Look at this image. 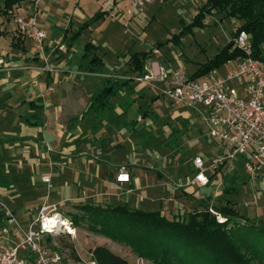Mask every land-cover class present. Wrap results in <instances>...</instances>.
Segmentation results:
<instances>
[{"label":"crops","instance_id":"crops-1","mask_svg":"<svg viewBox=\"0 0 264 264\" xmlns=\"http://www.w3.org/2000/svg\"><path fill=\"white\" fill-rule=\"evenodd\" d=\"M164 1L159 0V4ZM126 6L127 0L41 2L38 25L46 35L44 47L49 64L52 58L56 59L50 64L56 70L53 73L37 70L42 63L37 49L33 53L29 44H34L16 33L13 18L23 10L13 8L12 17L0 13V19H3L0 20V60L5 66L0 68V158H3L2 170L7 171L0 178V199L14 211L23 228L29 226L44 204L73 210L81 203L127 206L148 212L159 211L165 217L170 214L171 218H167L172 219L201 210L204 198L210 197L209 205L214 204L222 187L229 183L227 175L208 171L210 182L207 186L187 185L194 175L193 165H190L193 173L178 180L158 166L160 158L155 162L150 157L151 152L143 153L140 140L147 143L153 137L155 133L151 134V131L155 129L156 121L166 125L163 114L171 106L162 97L166 109L158 112L159 108L155 106V100L161 97L158 89L130 79L136 74L131 71L128 60L139 52H132L128 58L122 59L121 50L129 46L123 45L126 41L122 36L131 34L130 26H135L134 21L148 15V7L135 14L128 32L124 33L121 27L126 19L123 12ZM100 13H104L101 18L82 28ZM85 35H88L86 40ZM81 39H84V52L76 55L73 50ZM54 41H60L65 49L54 50ZM65 41L72 45V49L67 48ZM87 44L95 47L90 51L105 64L101 74L86 69L83 55L88 50ZM136 46L134 44L131 51ZM145 46L146 49L140 52L157 49L156 45ZM151 55L149 60L159 59L163 64L167 63L168 59L160 51L159 55ZM107 57H114L110 66ZM106 79L120 83L129 81L111 99L113 113L110 116L89 114L82 117L89 109L91 97ZM149 88L156 90V97L148 93ZM146 96L150 98L148 110L136 114L137 121L131 124L127 116L131 103L138 98L143 101ZM183 111L184 117L199 125L200 138L208 137L207 127L195 111L186 108ZM141 125L143 128L139 130ZM1 133H4L3 137ZM213 144L211 157L220 151V147L215 142ZM120 167H125L130 175L127 184L118 185L114 181ZM47 176L49 182L45 183L42 179ZM206 188L212 193L199 192ZM11 230V239L16 241L19 234L15 229ZM9 244L2 243L0 248Z\"/></svg>","mask_w":264,"mask_h":264},{"label":"built area","instance_id":"built-area-1","mask_svg":"<svg viewBox=\"0 0 264 264\" xmlns=\"http://www.w3.org/2000/svg\"><path fill=\"white\" fill-rule=\"evenodd\" d=\"M43 1H24L20 6L23 13L14 16L13 20L16 33L30 40L42 59L37 70L53 73L56 70L45 54L46 35L39 28L37 18L38 7ZM72 1L78 3L80 0ZM196 1L191 0L192 3ZM152 3L153 0H127L126 19L122 23L124 33L128 32L135 14ZM54 45V50L65 49L60 41H54ZM233 45L242 55L237 60L228 61L223 74L214 69L201 77L192 78L182 67L173 68L153 59L148 61L144 73L130 78L138 84L156 87L172 105L194 110L207 127L208 138L220 147L219 153L211 158L207 166L199 157L193 160L194 175L187 185L207 186L210 182L208 171L221 174L226 169L227 173L234 169L236 162H240L250 176L264 171V61L252 57V43L245 31L236 33ZM152 53L159 55L158 49H153ZM0 68H5L3 60H0ZM42 180L48 183L49 177ZM114 181L118 185L129 183L130 175L125 167L118 168ZM0 212V220L4 221L0 227V243L10 242L8 247L0 248V264H62L60 253L49 249L44 239L53 233L75 236L76 229L56 205H42L27 228L20 225L14 211L1 199ZM209 212L218 222L225 221L212 207H209ZM69 228L73 234L68 233ZM11 229L19 234L16 241L11 239Z\"/></svg>","mask_w":264,"mask_h":264},{"label":"rangeland","instance_id":"rangeland-1","mask_svg":"<svg viewBox=\"0 0 264 264\" xmlns=\"http://www.w3.org/2000/svg\"><path fill=\"white\" fill-rule=\"evenodd\" d=\"M110 1L112 2L113 0ZM116 1L118 2V0ZM206 1L197 0L195 3H192L190 0H165L163 4H159V0H153V4L148 6V15L134 21L133 25L135 26H130L131 34L122 36L126 41L123 45L129 46L121 50V58H128L132 52L145 50V45L147 47L148 45H158L162 56L168 59L166 61L167 65L169 64L173 68H177L181 66L180 62H182L187 76H192L201 64L213 58L224 45L230 43L232 45L231 51L236 50L233 45V39L236 35V29L243 24V21L237 17L228 16L226 10L218 13L212 12L211 15L205 16V26L186 30V27L191 24L194 16L198 12V8L203 6ZM84 37L86 40L88 35ZM135 37H138V39ZM127 39L129 40L127 41ZM68 43V41H65L67 46L69 45ZM83 44L84 39L76 43V48L73 50L76 55L79 52H84ZM134 44L137 46L131 51V47ZM29 47L32 48L33 53L36 52L32 44H29ZM68 48L69 50L72 49V45ZM260 48L264 53V42L260 44ZM13 57L17 60L15 54H13ZM89 59L90 57L85 59L86 66L88 65ZM112 60H114V57H107L108 66H110ZM157 60L163 63L159 59ZM55 61L56 59L54 60L52 58L50 64H53ZM227 67L228 65H223L218 68V71L223 74ZM149 89L150 91L148 93L156 97V90ZM142 99L138 98L130 105L127 116L131 124L133 121H137L136 114H142L148 110L150 98L146 96L143 101ZM155 102V106L159 108L158 112L164 110L166 107L162 96H159V99H156ZM167 103L171 106V109L163 114L166 118V125L156 121L155 129L151 131V134L155 133L152 134L153 137L147 140V143H142L141 140L140 142L143 146V153L150 154L151 152L150 157L155 162H157V158H160L161 161L158 163V166L165 168L164 171L169 175H173L174 179L177 178L180 180L185 175L189 176L193 173L190 165H192L196 157L201 158L207 166V163L212 158L211 154L214 148V142L208 137L200 138L198 131L199 125H195V122L189 117L183 116L184 108L173 106L169 102ZM142 128L143 125L138 127L139 130ZM170 128L172 130H169ZM168 130L169 132H167ZM146 132L149 133V130ZM1 134L3 137L4 133ZM146 145L147 147H145ZM0 159L1 178L7 171L2 170L3 158ZM234 169V186L237 191L223 195L224 199L220 196L222 194H219L213 203L223 204L226 199L231 203L233 202L237 211L250 219H247L245 224H242L243 222L239 220L237 224L242 227L233 230V238L237 241L236 244L241 247L244 253H251V251L244 250L243 248L248 243L255 245L253 253H264V233L258 230L260 227H264V171L261 170L255 176H250L241 167L240 162L234 164ZM232 172H227L226 174V169L222 171V174L227 175V181ZM199 192H206L208 195L212 193L207 188ZM58 211L64 215L67 213L78 214V211L75 209L61 208ZM166 216L171 218L170 214ZM3 224L4 221L0 220V227ZM82 224L79 227H75V236L64 233H53L47 237L49 239H44L49 249H54L60 253L62 264H91L90 250L96 246L108 248L114 254L127 260L129 264H153L150 260L138 258L129 247L89 232L86 230V223ZM246 225H251L254 231L248 227H244Z\"/></svg>","mask_w":264,"mask_h":264},{"label":"trees","instance_id":"trees-1","mask_svg":"<svg viewBox=\"0 0 264 264\" xmlns=\"http://www.w3.org/2000/svg\"><path fill=\"white\" fill-rule=\"evenodd\" d=\"M24 1L26 0H3L0 13L12 17L11 10L20 9ZM225 10L228 16L243 21L236 33L245 31L252 43V57L264 61V53L260 48V44L264 42V0H207L198 8L186 30L205 26V16ZM103 14H97L82 28H86ZM69 46L71 45L67 48ZM90 48L95 47L87 44L88 50L83 55L85 59L90 57L86 69L90 73L101 74L105 64ZM155 48L158 49L159 46ZM231 48L230 43L224 45L213 58L201 64L191 77H201L228 61L237 60L242 54L238 50L231 51ZM151 53L152 50L132 54L128 60L131 71L135 74L144 73ZM128 83L129 81L120 83L106 79L99 91L91 97L89 109L82 117L85 118L89 114L95 117L110 116L113 113L111 99ZM233 172L229 176V183L222 187V198L223 195L237 191L234 186L235 169ZM209 198H204L201 210H193L172 219H168L159 211L148 212L127 206H102L91 203L76 205L78 214H61L74 228L86 223V230L89 232L125 245L138 258L150 260L153 264H264V253H253L255 245L245 244L244 250L251 253H244L233 238V230L242 227L237 224L239 220L245 224L248 218L237 211L233 202L226 199L223 204L209 205ZM209 207L225 221L218 222L209 212ZM244 227L254 231L251 225ZM258 230L264 233V227ZM90 256V261L94 264H129L127 260L104 246L91 249Z\"/></svg>","mask_w":264,"mask_h":264},{"label":"bare ground","instance_id":"bare-ground-1","mask_svg":"<svg viewBox=\"0 0 264 264\" xmlns=\"http://www.w3.org/2000/svg\"><path fill=\"white\" fill-rule=\"evenodd\" d=\"M70 230H71V229L69 228L68 233H73V231H72V230L70 231Z\"/></svg>","mask_w":264,"mask_h":264}]
</instances>
